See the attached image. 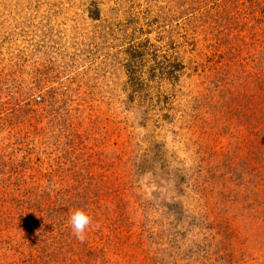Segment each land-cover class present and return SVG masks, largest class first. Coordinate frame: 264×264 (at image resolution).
<instances>
[{"label": "rangeland", "instance_id": "rangeland-1", "mask_svg": "<svg viewBox=\"0 0 264 264\" xmlns=\"http://www.w3.org/2000/svg\"><path fill=\"white\" fill-rule=\"evenodd\" d=\"M0 264H264V0H0Z\"/></svg>", "mask_w": 264, "mask_h": 264}, {"label": "clouds", "instance_id": "clouds-1", "mask_svg": "<svg viewBox=\"0 0 264 264\" xmlns=\"http://www.w3.org/2000/svg\"><path fill=\"white\" fill-rule=\"evenodd\" d=\"M72 234L81 242L86 239V231L93 225V218L83 209L73 211L68 220Z\"/></svg>", "mask_w": 264, "mask_h": 264}]
</instances>
